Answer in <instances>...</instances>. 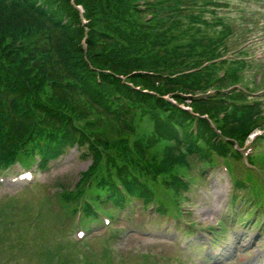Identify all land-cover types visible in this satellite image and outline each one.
<instances>
[{"label": "trees", "instance_id": "trees-1", "mask_svg": "<svg viewBox=\"0 0 264 264\" xmlns=\"http://www.w3.org/2000/svg\"><path fill=\"white\" fill-rule=\"evenodd\" d=\"M191 1L0 0V171L36 155L46 165L63 149L78 147L92 159L83 174L91 185L62 190L70 222L88 195L108 197L121 208L136 200L146 207L156 195L179 198L184 169L197 165L203 172L213 165L191 144L194 115L200 135L223 158L234 141L243 146L255 128H264V105L234 106L217 126L228 143L213 142V129L202 117L217 123L228 99L246 101L242 91L226 94L241 83L244 67L222 78L220 67L202 68L236 42L220 47L195 23L200 14L192 10L216 0ZM212 90L216 96L208 94ZM146 116L151 126L142 128ZM169 142L176 147H163ZM244 206H251L246 199ZM82 211L86 221L96 216L86 201ZM245 216L240 210L236 220L247 221Z\"/></svg>", "mask_w": 264, "mask_h": 264}, {"label": "rangeland", "instance_id": "rangeland-1", "mask_svg": "<svg viewBox=\"0 0 264 264\" xmlns=\"http://www.w3.org/2000/svg\"><path fill=\"white\" fill-rule=\"evenodd\" d=\"M230 3L236 12L225 15H208L206 11L204 14L199 7V20H207L213 26L195 23H200L203 33L217 37L220 47L223 42H236L234 49L247 37L254 42L264 38V0H230ZM215 19H221L224 25L214 23ZM226 28L228 31L223 32ZM187 35L194 38L197 33L190 29ZM254 49L256 54H264V41L255 44ZM246 145L247 150L252 148L251 143ZM212 160L216 166L214 169L211 166L213 171L207 172L206 180L194 185L187 193L189 199H181L190 213L186 218L155 221L153 208L141 211L140 202H135L137 207L130 211L118 209L109 226H100V221L85 223L91 235L74 245L71 239L81 228L77 219L72 228L73 222L65 218V206L59 196L63 189L71 191L80 183L92 162L76 149L66 152L64 149V154L46 167L37 169L33 165L34 173H38L32 185L0 183V264H264V207L256 226L248 225L255 217L251 215L253 211L247 212L244 207L240 210L249 219L233 223L231 208L236 202L240 206V200L236 198L233 202L222 159L214 153ZM234 165L241 176V166ZM25 169L15 166L0 178L7 175L9 182L8 178ZM249 189L253 198H260L264 205V179L255 176ZM240 196L247 199L244 193ZM220 220L227 222L228 228L221 237L222 244L214 250L209 246L208 236L217 230ZM183 229L194 234L184 235Z\"/></svg>", "mask_w": 264, "mask_h": 264}]
</instances>
